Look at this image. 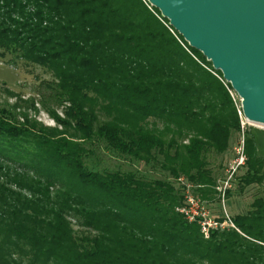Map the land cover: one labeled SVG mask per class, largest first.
Returning a JSON list of instances; mask_svg holds the SVG:
<instances>
[{
  "label": "trees",
  "instance_id": "1",
  "mask_svg": "<svg viewBox=\"0 0 264 264\" xmlns=\"http://www.w3.org/2000/svg\"><path fill=\"white\" fill-rule=\"evenodd\" d=\"M0 49L49 73L66 104L56 128L0 107V264H264V196L230 216L240 232L209 238L179 211L190 186L227 220L208 155L241 120L222 72L147 0H0ZM245 143L241 193L264 183Z\"/></svg>",
  "mask_w": 264,
  "mask_h": 264
},
{
  "label": "water",
  "instance_id": "2",
  "mask_svg": "<svg viewBox=\"0 0 264 264\" xmlns=\"http://www.w3.org/2000/svg\"><path fill=\"white\" fill-rule=\"evenodd\" d=\"M221 71L244 118L264 126V0H147Z\"/></svg>",
  "mask_w": 264,
  "mask_h": 264
},
{
  "label": "rangeland",
  "instance_id": "3",
  "mask_svg": "<svg viewBox=\"0 0 264 264\" xmlns=\"http://www.w3.org/2000/svg\"><path fill=\"white\" fill-rule=\"evenodd\" d=\"M2 54L3 50L0 49V107L10 109L17 106L20 122L25 121L23 115H26L30 120L38 122L45 128L58 127L54 115L51 112L54 111L61 118H65L64 108L66 104L60 105L51 97L52 91L46 87V82L52 79L51 75L38 66L30 65L24 61L15 60L10 55L3 56ZM233 94L238 109H241L240 98L236 93ZM244 122L245 125L241 123L242 132L233 136L230 148L226 154L217 155L211 153L208 155L211 168L214 170L217 178L221 180L220 182L218 181V185H221L222 180L225 178V180L229 179V169L234 165V161L241 157L237 149L243 148L241 153L244 155L245 163L239 168L238 173L233 176L232 181L235 179V183L230 185V190L232 191L231 197L228 200L226 199V203L223 204V207L225 205L224 213L231 217L249 212L252 210L253 202L257 198L264 196V183L262 185L250 186L241 193L236 182V177L244 173V169L247 166L246 138L254 141L256 148H259L258 154L264 159V126L252 124L245 120ZM102 155L104 156V154ZM104 160L107 162L106 166L110 169L121 168L124 171H147L146 168L140 167L137 164L135 165V163H123L121 160L113 159L110 156H105ZM151 169H153L152 172L148 170V176L152 178L161 176L160 168L152 167ZM187 190H191L190 194H193L192 188L188 189L187 187ZM201 204L203 203L201 202ZM219 207L218 204L214 203L209 205V210L212 214H217Z\"/></svg>",
  "mask_w": 264,
  "mask_h": 264
},
{
  "label": "built area",
  "instance_id": "4",
  "mask_svg": "<svg viewBox=\"0 0 264 264\" xmlns=\"http://www.w3.org/2000/svg\"><path fill=\"white\" fill-rule=\"evenodd\" d=\"M232 96L235 99L234 94L232 93ZM239 115L241 117V123L242 125H245V122H248L243 115L242 112V108H239ZM242 150L243 148H238V154H241V157L237 158L234 161V165H232L229 169V173H230V177L229 179L225 180L222 182L221 185H219L217 187V190L219 192V196L222 199V205L226 203V194H227V190L230 189V185L232 184V178L233 176L237 173V171L239 170V168L245 163V159H244V155H242ZM182 181V180H181ZM188 189H190V186H187ZM220 187V188H219ZM190 190L187 191L186 193V203L187 205L183 208H181L179 211L182 214H185L186 217L188 218V220L190 222L199 220V223L201 225L202 228V233L204 234V236L206 238L210 237V233L212 230H215L217 228H225V227H231L236 229L237 231H239L236 226L234 225V223L232 222V220L230 219V216H228L226 214L227 220L224 223H219L217 221H215L211 216L210 213L207 211V209L205 208V206L203 204H201L200 200L196 197H194L193 195L190 194L189 192ZM224 209H225V205H224ZM240 232V231H239Z\"/></svg>",
  "mask_w": 264,
  "mask_h": 264
}]
</instances>
